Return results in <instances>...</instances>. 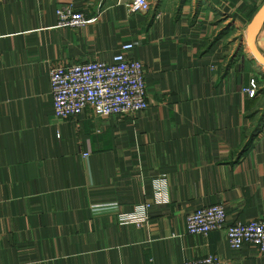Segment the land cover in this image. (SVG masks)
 <instances>
[{
    "label": "crops",
    "instance_id": "crops-1",
    "mask_svg": "<svg viewBox=\"0 0 264 264\" xmlns=\"http://www.w3.org/2000/svg\"><path fill=\"white\" fill-rule=\"evenodd\" d=\"M69 2L86 26H57ZM130 2L0 0V264H264L253 245L185 226L213 204L230 222L264 220V67L246 43L264 0ZM127 43L148 108L56 117L51 67L109 61ZM255 46L264 55V24ZM143 204L142 226L120 222Z\"/></svg>",
    "mask_w": 264,
    "mask_h": 264
},
{
    "label": "built area",
    "instance_id": "built-area-1",
    "mask_svg": "<svg viewBox=\"0 0 264 264\" xmlns=\"http://www.w3.org/2000/svg\"><path fill=\"white\" fill-rule=\"evenodd\" d=\"M150 0H131L129 12L145 13ZM58 27L78 29L89 19L77 11L73 3H65L55 10ZM133 48L127 43L109 61L93 60L83 63L53 65L49 72L53 113L58 118L75 117L89 110L96 117L131 115L148 108L143 64L126 55ZM257 84L251 79L244 88L250 97L255 95ZM148 205H138L134 212L122 214V223L142 226L147 220ZM186 232L206 236L214 230L223 231L232 249L250 244L264 255V220L230 222L224 206L213 204L190 212L185 218ZM182 264H224L216 255L206 254L200 259H187Z\"/></svg>",
    "mask_w": 264,
    "mask_h": 264
},
{
    "label": "water",
    "instance_id": "water-1",
    "mask_svg": "<svg viewBox=\"0 0 264 264\" xmlns=\"http://www.w3.org/2000/svg\"><path fill=\"white\" fill-rule=\"evenodd\" d=\"M264 24V3L250 20L246 30V43L253 58L264 67V55L255 46V39Z\"/></svg>",
    "mask_w": 264,
    "mask_h": 264
},
{
    "label": "rangeland",
    "instance_id": "rangeland-1",
    "mask_svg": "<svg viewBox=\"0 0 264 264\" xmlns=\"http://www.w3.org/2000/svg\"><path fill=\"white\" fill-rule=\"evenodd\" d=\"M254 80H255V79H254ZM255 82H256V84H257V88H256L255 95H257V91H259V90H258V83H257V80H255Z\"/></svg>",
    "mask_w": 264,
    "mask_h": 264
}]
</instances>
